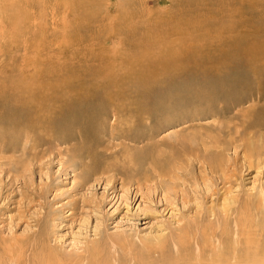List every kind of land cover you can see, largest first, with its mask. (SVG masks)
Here are the masks:
<instances>
[{
    "label": "rangeland",
    "instance_id": "374dc122",
    "mask_svg": "<svg viewBox=\"0 0 264 264\" xmlns=\"http://www.w3.org/2000/svg\"><path fill=\"white\" fill-rule=\"evenodd\" d=\"M216 51L264 56V0H0L2 114L24 86L115 87L138 92L143 107L129 128L113 111L102 116L96 135L67 121L52 134L4 112L0 264H260L264 70L251 81L240 61L221 85L244 83L232 89L244 100L259 85V99L197 103L179 71L185 59ZM153 58L170 64L156 62L148 78Z\"/></svg>",
    "mask_w": 264,
    "mask_h": 264
},
{
    "label": "bare ground",
    "instance_id": "6f19581e",
    "mask_svg": "<svg viewBox=\"0 0 264 264\" xmlns=\"http://www.w3.org/2000/svg\"><path fill=\"white\" fill-rule=\"evenodd\" d=\"M240 38H241V41H242L243 38L242 37H240ZM216 39H217L216 41H219L218 36H217ZM225 41H227V40H225ZM234 41H236V42L240 41L239 37L235 38ZM221 42H223L222 39L219 41V43H221ZM192 43L193 42H190V44H192ZM251 44L252 43L247 42V41L238 43V45L240 47H247V46H249ZM200 46H202V45H200ZM200 46H198V47L200 48ZM239 48L238 47L237 48H233L232 56L235 54V52H237V50L240 51ZM202 50H203V48H202ZM204 50H205V48H204ZM224 55H225L224 53H221V55L218 53V56L214 55L215 58H209V57L206 58V57H202L201 56V57H194L192 59L191 58H187V59L184 60L186 62L185 65H186L187 68L186 69L185 68L184 69L181 68V70L179 69L180 70L179 74L184 73L182 75L187 76V80L185 79V82H183L185 84V87L187 85H192L194 87V89H192V90L189 89L187 91V97L189 99H192L193 101H195L197 103H200V102H205V101L206 102H213V101H215L217 99H220V98H225L226 101H227V100H229V98L233 99V97L235 98V96H236L237 98H236L235 101H233V102L229 101L230 103H232V105H234V103L237 102L238 100H241L240 103H243V101H246L247 98H251L252 96H258V98L256 97L254 99L261 98V94H262L261 90L264 87L261 88V86H259V85H254L253 87H251L250 90L248 89V94L245 97V100H244V97L239 95L240 93L238 95H235L234 91L232 90V89H235V88L241 90L242 89V85L244 83L243 84H237L236 86H233V87L232 86L231 87H225V86H221V85H223L222 81L228 75L233 73L234 69L240 67V65H239L240 61L245 62L246 65H243V64L242 65L245 66L246 69L251 70V73H250L251 75L249 76L251 81L253 79H255V78H258L259 76L257 75L258 74L257 69L262 68L264 70V56H259V57L255 56L254 57V55L249 54L248 56H246V58L245 57L241 58L240 61H239V59H237V60L236 59L229 60L228 58L231 57V56L228 54V55H226L224 57ZM157 59H158V61H156L155 58L151 59L152 61H149V63H151V67H149V71L150 72L149 73L147 72L145 77H148V74H149V77L153 74L152 73L153 71L151 72V70L152 69L155 70V67H156L155 63L156 62H158V64H156V65H160V66H163L165 63L166 64L167 63L170 64V62H165L164 63L163 61L159 60V58H157ZM226 59H228V61L231 62V64H227L226 63ZM181 62H182V60H181ZM210 62L211 63H215V64L217 63V64H219V66L220 65L224 66V68H222V69L219 68L220 70H218L216 72H213V71H215L217 69L211 71L212 67L210 69H208V67H205V65L209 64ZM208 66H210V65H208ZM158 68H159V66H158ZM213 68H216V67H213ZM195 70H200V75H199L198 79L197 78L192 79V77H191L192 72L193 71L195 72ZM207 70H209V71H207ZM209 72H211V73H209ZM247 73L249 75L248 71H247ZM209 76L220 77L221 84H219V83L218 84H214L213 85L214 87L212 85H210V84L205 85L204 84L205 78H207ZM239 80L237 81V83L239 82ZM110 82H112V81H110ZM262 83H263V86H264V80L262 81ZM112 84H113V82H112ZM49 86H50V84L47 85V87H49ZM209 87L210 88H215L216 89V93H209L208 92L210 90ZM29 88L30 87H28V86H26V87L24 86V88H23L24 91L20 90V92H18L17 96L15 95L17 97L16 98L17 100H14V102H12L13 104H11L9 107H7V109H4V107H3V110H4V112L8 111L10 115L18 114V115H15V117H17V116L19 117L20 116V119L22 121L30 122L32 124V127H34V126L44 127L45 126V127L48 128V130L52 134L56 130L59 131V124H60L61 121H62V124L67 121L70 124H77L78 123L81 126H86L88 130L91 129L90 130L91 133L95 134L98 131V126L101 125V123L105 124L103 121L105 119H107V117H109V114H110L111 111H113V115L115 117L114 118V122L115 123H117V124L118 123H123V124H125V127H128V125L130 124V120L132 122L134 120L133 117L137 118L135 113L139 112V110H141L143 108L141 106L140 102H135L134 101V98L136 97L138 92H131V91L130 92L129 91L125 92V91L118 90L119 88L115 89V87H114V89L112 88V89L108 90V87L106 88L104 86V88L107 89L106 91H104L105 89L104 90L102 89V90L98 91V89H95V88L94 89H92V88L91 89H83V90L82 89H77V90H79V91H77L76 89L69 88V90H66L67 93H65V92L61 93L62 91H59L58 89H54V88L50 89V91H47V90L44 91L43 88H41V89L40 88H37V89H32L31 88V90H29ZM99 88H100V86H99ZM179 88H181V87H179ZM139 94H140V92H139ZM25 95L26 96H30L31 95V99H29L28 102L24 101L25 98L23 100H21L22 99L21 96H25ZM85 96H89V100H82V98H85ZM99 96H101L102 100H98ZM70 99H72V101H70ZM81 100L84 103L83 105H81ZM60 102L64 103L65 108H64L62 113L57 114L55 112V110H53V109L56 106H58V103L61 104ZM72 102H75L76 104H74ZM121 111H124V113H121ZM213 111L214 110H212V112ZM4 112H3V114H2V112H0L1 113V115H0V122L1 123H4V121L5 122L7 121V120H5L6 119L5 117H7L8 115H6L7 114L6 113L5 116H4ZM79 112H85L86 114L84 116H81V114ZM102 116H104L105 119H102ZM120 116H121V118H120ZM256 116H257V111L254 110V109L250 110V112L248 113V119L252 117L253 120H254V118ZM7 118L9 119V117H7ZM8 122L9 121H7V124H8ZM18 122H20V121H18ZM249 123L250 122H248V124ZM27 124H29V123H27ZM66 129H68V128H66ZM66 129H64V130H66ZM6 130L8 131V129H6ZM61 136L64 139H68L69 137H71V135L69 133H63ZM259 263L260 264H264V258H262L259 261Z\"/></svg>",
    "mask_w": 264,
    "mask_h": 264
}]
</instances>
